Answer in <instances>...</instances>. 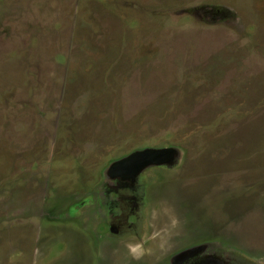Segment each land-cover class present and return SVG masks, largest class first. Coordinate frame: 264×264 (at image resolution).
Instances as JSON below:
<instances>
[{
  "label": "rangeland",
  "instance_id": "374dc122",
  "mask_svg": "<svg viewBox=\"0 0 264 264\" xmlns=\"http://www.w3.org/2000/svg\"><path fill=\"white\" fill-rule=\"evenodd\" d=\"M0 264H264V0H0Z\"/></svg>",
  "mask_w": 264,
  "mask_h": 264
},
{
  "label": "water",
  "instance_id": "95a60500",
  "mask_svg": "<svg viewBox=\"0 0 264 264\" xmlns=\"http://www.w3.org/2000/svg\"><path fill=\"white\" fill-rule=\"evenodd\" d=\"M165 150H160V151H158L157 153L158 154H165ZM143 155V154H147L146 152H142V153H137V154H135L132 158H134V157H136L137 155ZM131 159V158H130ZM151 159L149 158V155L146 157V162L143 164V165H145L146 163H148L149 161H150ZM126 162H130L129 161V159H125V160H123L122 161V165H121V168H120V170H122V171H125V170H127V169H130V170H133V169H138L139 167L137 166V167H129L127 164H125ZM129 167V168H128Z\"/></svg>",
  "mask_w": 264,
  "mask_h": 264
},
{
  "label": "clouds",
  "instance_id": "9594fccd",
  "mask_svg": "<svg viewBox=\"0 0 264 264\" xmlns=\"http://www.w3.org/2000/svg\"><path fill=\"white\" fill-rule=\"evenodd\" d=\"M129 247H130V249H131V251H132L133 254L138 253L139 250H140V245H138V244L137 245H134V246L133 245H130Z\"/></svg>",
  "mask_w": 264,
  "mask_h": 264
}]
</instances>
